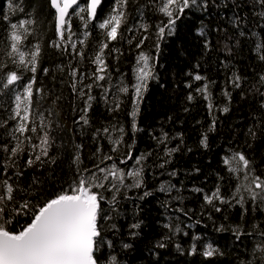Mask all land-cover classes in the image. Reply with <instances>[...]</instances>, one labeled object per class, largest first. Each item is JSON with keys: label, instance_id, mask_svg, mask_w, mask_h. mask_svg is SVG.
<instances>
[{"label": "trees", "instance_id": "obj_1", "mask_svg": "<svg viewBox=\"0 0 264 264\" xmlns=\"http://www.w3.org/2000/svg\"><path fill=\"white\" fill-rule=\"evenodd\" d=\"M11 2L24 11H11L8 0H0V63H6L8 69L21 71L7 55L11 43L8 39L11 32L9 22L33 19L35 23L29 26L32 35L24 41L22 48L26 50L35 44L41 48L33 87L34 90L43 89V92L36 94L34 91L33 108L44 114L47 118L45 123H51L52 147L48 150V157L55 161L51 163L48 157H44L42 166L24 168L27 152L18 160L15 170L24 173L20 177L21 184L25 187L32 185L34 195L28 197L32 203L42 204L68 189L72 183L76 145H83L80 155L84 164L81 167H91L98 146L93 139L95 130L108 127L115 139L120 133L113 131V126L117 129L122 126L125 129L123 145L118 152L111 153L116 158L115 163L127 170L134 166V160L140 154L151 155L143 162L146 187L129 191L127 196L130 199L121 196L117 211L111 213L112 219L101 225L105 239L112 241V248L105 245L99 253L104 257L101 264H111L110 256L113 255L119 264H261L260 259H254V246L264 245V237L259 235L264 231V203L259 199L253 202L247 194L242 204L237 203L239 197L233 199V193L242 181V174L229 172L222 163L223 157L242 152L251 162L250 168L254 169L255 175L264 178V108L261 107L264 96L260 95L264 93V82L260 80L264 76V60L259 59L260 54L255 50L258 43L264 44V19L258 15L260 10L251 6L252 0H207L206 9L186 10L176 20L171 34L165 30L163 39H158L156 33L161 21L167 23V18L156 10L152 0H129L126 23L120 29L122 39L109 43L105 58L111 84L123 81L130 91L117 95L113 87L108 93V102H105L101 95L103 88L93 86L91 95L95 99L90 102L91 109L86 117L88 124L77 123L82 115L81 109L85 107L86 96L78 95L82 88L79 77L77 90H72L73 79L69 69L78 68L85 74L83 84L93 82L91 73L96 65L92 58L101 43L106 42L104 31L96 25L111 13L114 0H102L97 20L91 21L86 30L78 17H72V31L76 34L73 41L83 38L85 31L91 32L82 49L83 59L72 53L70 45L68 51L51 46V41L58 40V37L49 0ZM80 3L86 6L88 0ZM237 4L239 8L235 7ZM5 15L9 21L4 20ZM82 15L87 18V13ZM237 17L240 18L239 26L234 23ZM141 24L148 26L146 33L140 28ZM129 27L133 29L132 33L126 31ZM201 29L203 35L200 34ZM142 35H147L148 39L143 47L136 48V42ZM130 39L131 44L128 43ZM77 48H81L79 43ZM111 49L119 51H109ZM140 52L153 58L150 63L154 64V78L148 81L147 90L143 93L136 118L138 131L133 132L131 88L135 83ZM43 69H48L47 74ZM197 74L205 79L195 81L193 77ZM31 75L24 72V81ZM237 75L241 78L239 88L230 83ZM99 83L107 86L105 81ZM204 84L208 85L211 93V112L205 94L196 91ZM11 87L16 91L22 90ZM225 92L229 95L226 96ZM14 95L15 92L9 90L0 94V123L7 120L8 129L16 123L9 119L15 107ZM189 95L192 100L188 99ZM114 97L120 102L118 111L110 110ZM225 107L228 112L222 111ZM162 132L168 133V148L179 145V150L171 157L164 156V145L158 146L156 138ZM33 135V142L39 143ZM205 135L208 138L206 148L201 143ZM4 138L10 139L5 128L0 127V139ZM96 139H99L103 152L110 153L111 145L107 138ZM129 146L133 160H128L127 165L120 164ZM162 163L164 167L160 168ZM12 171L10 168L9 175ZM173 171L176 174L169 175ZM34 178L38 184H33ZM161 183L174 185L170 194L158 191ZM217 187L225 202L214 200L213 204H207L204 194H210ZM145 190L151 191L152 195L139 199ZM103 207L110 211L109 205L104 204ZM181 208L183 211H178ZM28 219L27 216L16 217L9 228L19 230ZM135 222H140L141 227L132 230L138 232L132 236L129 225ZM113 224L115 229L110 228ZM176 227L181 231L174 234ZM238 233L243 234L238 237ZM160 242L167 247H157ZM125 243L131 247L123 248ZM193 244L196 246L195 254L190 251ZM208 245L216 250L212 257L203 255ZM255 255L261 254L257 251Z\"/></svg>", "mask_w": 264, "mask_h": 264}, {"label": "snow or ice", "instance_id": "obj_2", "mask_svg": "<svg viewBox=\"0 0 264 264\" xmlns=\"http://www.w3.org/2000/svg\"><path fill=\"white\" fill-rule=\"evenodd\" d=\"M155 4L156 10L167 18V23L161 21V25L157 28L158 39H163L165 30L171 34L176 23L186 10L191 11L193 8L206 9L208 7L207 0H152ZM102 0H89L86 6L81 5L80 0H49L50 8L54 9L55 17V32L58 40L51 41V46L55 48H63L68 51L69 45L72 53L84 58L83 46L90 31L83 33V38H78L73 41L72 37L76 34L72 31V17L76 16L82 21V27L86 30L91 21L97 20V9L101 5ZM129 0H114L111 13L102 21L97 22V27L103 30L106 36V42H102L99 50L92 58V63L96 65L95 71L91 73L92 83L83 84L84 75L80 73L78 68L69 69V75L72 77V90L75 92L77 77L82 84L78 95L86 96L85 107L81 109L82 115L79 122L88 124L86 118L88 111L91 109V101L95 99L91 95L93 86L102 87V98L108 102V93L113 87L116 88L117 95L119 93L128 94L130 89L127 85L120 81L117 85L111 84V76L108 71V63L105 58V50L109 49V43L112 41L122 39L120 29L127 19V7ZM252 7L258 8L260 11L258 15L264 19V0H252ZM8 7L11 11L23 12L24 9L18 5H13L11 0H8ZM239 8L240 5H235ZM71 10V12H70ZM83 13H87L85 18ZM5 21H9V17L5 15ZM237 17L234 23L238 24ZM35 21L33 19H21L17 23L9 22L11 29L8 39H10V51L7 53L12 63L21 71L8 69L6 63H0V74L3 79L0 80V94L3 90L15 92L14 103L15 107L12 110L13 114L9 119L16 121L11 129L7 128L8 121L5 120L0 123V127L5 128L6 136L10 139H0V264H101L104 259L99 255L101 249L105 247L112 248V241L105 239L104 228L102 224L112 219V212L117 211V205L120 197L130 199L127 196L129 191L134 189L145 188L144 180V161L148 159V154H140L134 160V166L129 169L121 168L115 163V156L111 153H116L123 145L125 129L121 126L118 129L113 126V131H118L120 135L113 139L110 129L108 127L98 128L93 134V139L96 140L97 148L93 154V161L91 167H81L84 164L81 159L80 152L83 145H76V152L73 156L72 163L73 177L72 183L68 189H65L52 198L44 201L42 204H34L28 198L34 195L32 185L25 187L20 183V177L24 175L23 171H16L18 160L27 152V158L24 161V168H32L37 165L45 163L44 157H48V150L52 147L51 137V123H45L47 119L42 112L33 108L34 91L36 94H41L43 89L36 88L35 73L37 71L39 57L41 55V48L39 44L32 45L26 50L22 48L24 41L28 36L32 35L30 31L31 25ZM140 28L143 32L148 31V26L141 24ZM127 32L132 33L131 27L126 29ZM203 35V29L200 30ZM243 36L244 32L241 31ZM132 39H135L133 36ZM148 39L147 35H142L141 39L136 42L135 47H143L144 41ZM77 43L81 48H77ZM129 44L132 43L130 39ZM207 46V43H206ZM159 45L157 44V49ZM256 52L259 53V59L264 60V44L256 45ZM109 51H119V49H111ZM18 58V59H17ZM153 58L144 52H140L137 57V67L135 68V83L132 85L133 94V108L130 113L132 118V131H138L136 118L139 113V106L143 99V93L147 90L148 81L154 78V64L150 63ZM5 69H8L5 71ZM47 74L48 69H43ZM24 72H29L32 75L28 80L24 81ZM195 81L205 79L197 74L193 77ZM241 78L237 75L230 81V83L239 88ZM261 82H264V76L260 77ZM105 81L107 86H102L99 82ZM16 86L21 91H16ZM191 87V85H188ZM84 89L88 91L85 92ZM197 92L205 94V99L208 100V109L211 112L213 105L210 100L211 93L208 92V85L197 88ZM257 91H259L257 89ZM225 95L229 93L225 92ZM264 96V93H260ZM192 100L191 95L188 96ZM111 111H118L120 102L114 97ZM264 108V104L261 105ZM223 112H228L227 107L222 109ZM212 127H215L213 121ZM35 139L39 143H34ZM180 135V134H177ZM107 138L111 145L110 153H104L102 146L99 144V139ZM176 137H173L175 139ZM157 139L158 146L164 145V156L171 157L172 154L179 150V145L176 148H168L169 141L168 133L162 132ZM207 135H205L201 143L206 148ZM51 163L55 161L48 157ZM128 160H133L130 150L126 155L120 159V164L127 165ZM108 161L113 163L108 164ZM168 161L165 160V163ZM222 163L227 166V170L231 173L242 174V181L236 187L233 193V199L239 197L237 203H243L245 194L253 202L258 199L264 203V178L255 175L254 169L250 168L249 159L242 152H235L230 156L222 158ZM160 168L164 164L159 165ZM13 169L9 175V169ZM173 171L169 175L174 176ZM15 177V179H13ZM37 179H33V184H38ZM174 185H166L161 183L158 191L161 193L170 194ZM200 192L202 189H196ZM104 193H109L106 196ZM152 195L149 190L143 191L139 199L143 200ZM178 198V197H177ZM207 204H213L214 200L224 203L225 200L221 196L219 187H217L210 194L205 193L203 196ZM109 205V210H105L103 205ZM220 211L219 208L216 209ZM183 211V209H178ZM20 216L29 217L28 221L21 225L19 230L10 229L13 219ZM20 222L17 220V224ZM141 227L140 222H135L129 225V234L132 236L138 235V230ZM166 227H169L166 225ZM258 227V226H257ZM111 229H115V224L110 225ZM181 229L176 227L174 234L179 233ZM243 233H238L237 236ZM187 235V233H185ZM259 235L264 237V231L259 232ZM198 239V237L196 238ZM159 248H166L167 245L160 242L156 245ZM130 244H123V248H130ZM179 249L180 246L176 245ZM191 254L196 253L195 244L191 247ZM259 252L261 255L256 256ZM216 250L208 245L203 251L205 257H212ZM254 259H260L261 264H264V245L254 246ZM111 264H119L116 256H110ZM252 264V262H250Z\"/></svg>", "mask_w": 264, "mask_h": 264}, {"label": "water", "instance_id": "obj_3", "mask_svg": "<svg viewBox=\"0 0 264 264\" xmlns=\"http://www.w3.org/2000/svg\"><path fill=\"white\" fill-rule=\"evenodd\" d=\"M81 1V0H80ZM88 2H89V0H88ZM54 10V9H53ZM98 10V9H97ZM70 12H71V10H70Z\"/></svg>", "mask_w": 264, "mask_h": 264}]
</instances>
